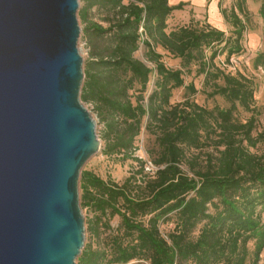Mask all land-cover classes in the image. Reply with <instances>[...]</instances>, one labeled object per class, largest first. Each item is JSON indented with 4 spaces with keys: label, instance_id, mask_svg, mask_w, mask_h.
<instances>
[{
    "label": "trees",
    "instance_id": "obj_1",
    "mask_svg": "<svg viewBox=\"0 0 264 264\" xmlns=\"http://www.w3.org/2000/svg\"><path fill=\"white\" fill-rule=\"evenodd\" d=\"M84 2V18L95 7L106 13L109 26L90 23L86 27L91 58L81 98L95 103L102 119L111 118L109 151L131 153L142 125L154 134L153 163L158 168L143 185L132 178L117 184L92 171L82 172V206L96 213L91 229L98 236V223L110 229L108 220L117 215L122 232L107 236L103 248L87 246L79 264H127L139 259L148 264H246L250 241L254 245L250 264H259L264 248V151L253 153L242 144L251 141L252 118L248 122L234 119L237 103L250 108L254 90L248 78L225 72L214 62L219 54L225 53L228 60L242 51L245 26L241 18L234 10L226 15L234 27L229 36L209 23L167 32L168 16L184 3ZM221 13L225 16L224 10ZM260 15L264 20V0ZM140 43L153 67L134 57ZM157 46L179 57L183 67L198 62L197 74H203L211 87L207 96H222L230 106L210 109L189 98L171 104L174 89L184 87L195 93L196 88L192 82L185 84L182 69L166 67ZM153 71L154 88L144 101ZM210 146L216 154L205 149ZM170 215L175 226L164 236L159 222Z\"/></svg>",
    "mask_w": 264,
    "mask_h": 264
},
{
    "label": "water",
    "instance_id": "obj_2",
    "mask_svg": "<svg viewBox=\"0 0 264 264\" xmlns=\"http://www.w3.org/2000/svg\"><path fill=\"white\" fill-rule=\"evenodd\" d=\"M79 0H0V264H75L84 163L99 151L81 102Z\"/></svg>",
    "mask_w": 264,
    "mask_h": 264
},
{
    "label": "rangeland",
    "instance_id": "obj_3",
    "mask_svg": "<svg viewBox=\"0 0 264 264\" xmlns=\"http://www.w3.org/2000/svg\"><path fill=\"white\" fill-rule=\"evenodd\" d=\"M123 1L127 2L129 0ZM180 2L184 3L182 8L173 10L166 20L167 32L183 25L196 24L197 26H201L209 23L223 30L225 35L229 36L232 34L234 27L226 15H229L231 10H234L243 21L245 30L243 31L241 39L242 51L240 54L231 55L228 60L225 57V53L219 54L214 59V62L216 66L223 69L225 72L242 74L251 81L254 95L250 108L245 109L237 103L236 110L234 111V119L238 122H248L252 118V129L250 131L251 141L243 140L242 144L253 153H262L264 151V20L260 15L261 0H169L170 5H176ZM239 6H242L243 11L239 10ZM84 8V0H79L77 18L81 32L78 40V48L83 57V71L85 74L87 63L91 58L90 46L87 41V35H85L86 27H88L90 23H97L106 28L109 26V23L104 19L106 13L95 7L90 9L87 17L84 18L82 13ZM221 10H224L225 16L221 13ZM156 50L162 55V61L166 67L171 69H182L185 84L192 82L196 88L195 93H190L184 87L174 89L170 97L171 104L189 98L199 105L210 109L214 106L220 108H227L230 106V103L222 96H207V93L211 91V87L205 84L203 74H197L198 62L194 61L189 66L183 67L179 57H174L160 46H157ZM145 51L144 45L140 43L139 48L134 52V57L144 61L148 66L153 67V63L147 61ZM206 55H209V51H206ZM155 79L156 74L155 71H153L150 74L146 89L143 92L144 101H146L147 96L154 88ZM138 87L139 85H136V88ZM133 99L132 97V100ZM81 102L95 120V129L100 146L99 151L91 156L81 168L79 200L85 219V242L79 256L76 258L75 264H79L78 259L87 246L90 245L92 248H103L107 236L116 234L119 230L122 232L120 228L121 219L119 216L114 215L108 220L110 229L104 230L99 222L98 236L95 235L91 228L95 224L96 213H94L91 207L82 206V190L80 188L82 172L92 171L102 179L106 181L111 180L117 184H122L126 179L132 178V182L143 185L144 181L152 177L158 168V166L153 163V156L157 148L155 144V135L147 131L144 125H142L140 132L134 138V150H132L131 153L125 155L123 151H109L113 142V137L109 133L107 124L111 118H108L107 121L102 119L97 112L95 103L82 100V98ZM115 121L117 122V120ZM117 124L119 127H123V123ZM260 134L262 135L260 136ZM205 149L214 154L217 153L212 146ZM195 152L197 151L191 150V153ZM150 164H152L154 168L148 170L147 168ZM141 167L143 168L142 171ZM182 167L185 171L189 172L185 165ZM261 220L264 222V212H261ZM174 226L175 217L173 215H170L169 219H161L159 222L160 232L164 236L171 231ZM253 249V241H250L248 243L249 255L246 259V264H250V260L253 256ZM258 263L264 264V248L260 253V260ZM127 264H148V262L139 259L132 260Z\"/></svg>",
    "mask_w": 264,
    "mask_h": 264
},
{
    "label": "built area",
    "instance_id": "obj_4",
    "mask_svg": "<svg viewBox=\"0 0 264 264\" xmlns=\"http://www.w3.org/2000/svg\"><path fill=\"white\" fill-rule=\"evenodd\" d=\"M151 168L152 169L154 168V166L152 164H150V166L147 169L150 170Z\"/></svg>",
    "mask_w": 264,
    "mask_h": 264
}]
</instances>
